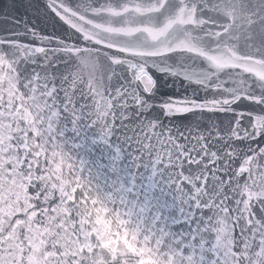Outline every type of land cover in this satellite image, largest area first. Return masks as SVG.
<instances>
[{"label":"snow or ice","instance_id":"obj_1","mask_svg":"<svg viewBox=\"0 0 264 264\" xmlns=\"http://www.w3.org/2000/svg\"><path fill=\"white\" fill-rule=\"evenodd\" d=\"M0 264H264V0L0 7Z\"/></svg>","mask_w":264,"mask_h":264},{"label":"water","instance_id":"obj_2","mask_svg":"<svg viewBox=\"0 0 264 264\" xmlns=\"http://www.w3.org/2000/svg\"><path fill=\"white\" fill-rule=\"evenodd\" d=\"M8 2V0H0V7H3V6H5V4ZM19 12L21 13V14H23L24 13V9L23 8H20L19 9Z\"/></svg>","mask_w":264,"mask_h":264}]
</instances>
